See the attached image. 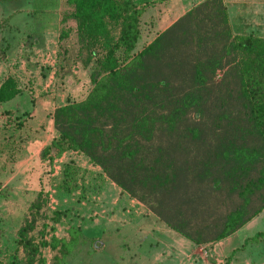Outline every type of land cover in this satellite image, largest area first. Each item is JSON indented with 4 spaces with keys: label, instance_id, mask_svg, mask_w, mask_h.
<instances>
[{
    "label": "trees",
    "instance_id": "16d2710c",
    "mask_svg": "<svg viewBox=\"0 0 264 264\" xmlns=\"http://www.w3.org/2000/svg\"><path fill=\"white\" fill-rule=\"evenodd\" d=\"M65 4L72 9L62 20L75 22V56L87 72L88 88L81 99H66L53 109L54 137L40 149L39 161L49 166L62 153H79L99 168L98 177L194 246L222 240L259 214L264 41L251 35L234 39L222 1L204 0L133 53L148 4ZM216 70L222 71L218 82ZM75 85L80 93L82 82ZM22 96L12 77L0 83V104L10 106ZM4 114L16 129L30 116L22 111L18 117L15 109ZM73 171L70 162L64 164L58 194H70ZM45 204L40 189L15 232L14 264H44L43 247L51 251L48 264H63L69 254L79 230L71 228L67 239L44 241L45 225L36 226ZM250 241L264 242V231Z\"/></svg>",
    "mask_w": 264,
    "mask_h": 264
},
{
    "label": "rangeland",
    "instance_id": "374dc122",
    "mask_svg": "<svg viewBox=\"0 0 264 264\" xmlns=\"http://www.w3.org/2000/svg\"><path fill=\"white\" fill-rule=\"evenodd\" d=\"M21 1L13 0L9 3L12 4L9 8L19 6ZM21 4L25 5L23 2ZM249 6L250 13L245 18L244 26L242 22L239 26L232 27L230 35L234 39L251 35L255 39L264 41V6H256V3ZM68 8L71 11L72 8L70 6ZM155 19L159 20L147 14L139 18V35L133 53L141 50L171 21L169 19L154 26ZM78 47L75 32L65 35L60 44L56 70L61 67L58 72H68L72 75V70L75 69L77 73L72 75L74 77L72 79L76 78L77 81L82 82L81 92H72L69 97H62L64 102L66 99H81L88 88L87 72L81 71L78 58L75 56ZM260 48L264 55V43ZM64 53H67L70 64H65V61L61 59ZM4 55L0 44V83L4 80H1L3 73L9 72L6 64L2 63ZM262 61L260 71L264 74V57ZM16 74L18 75L13 70L8 77L14 79L18 88L22 83L15 78ZM221 76L222 71L216 70L213 81L218 82ZM38 87L40 86L36 85V88ZM18 90L20 91L19 88ZM20 101L22 103L19 105ZM20 101L16 99L10 106L5 103L0 104V264H14L19 257L18 254L14 255V235L28 205L40 189L46 194V204L41 209V219L37 222L36 228L39 229L42 223L45 225L43 240L49 242L51 237L67 239L71 228L79 230L69 254L63 258V264H264V244L255 246L251 243L254 241H250L256 232L264 231V208L224 239L203 244L205 245L203 248H196L169 230L142 205L138 207L140 209L138 218L132 216L130 218L120 213H115L111 217L106 216L107 209L103 207L105 201L100 204L102 207L100 206L98 210L96 202L106 186L104 182L100 185L102 176L98 177L100 173L96 172L94 166L79 153L65 152L62 161L58 162L54 159L49 166L38 159L35 179L28 182V187L23 186L21 177L7 182L6 173L18 160L22 158L24 160V151L29 153V157L34 153L36 148L33 147L34 142L31 140L33 135L38 132L41 139L47 136L46 128L50 126L44 119L39 130H34L30 123L32 117L36 116L34 109L36 106L50 109L52 105L49 101L54 103L57 100L46 98L42 92L37 98L28 94L23 95ZM7 109H15L18 117L21 116L22 111L28 112L30 116L24 119L22 129L15 128L12 118L6 119L4 111ZM37 116L41 115L37 114ZM67 162H70L74 169L73 181L69 185L70 194L63 196L61 193L58 194L57 188L62 180L63 166ZM31 173L30 171L26 174ZM27 179L30 181L31 178ZM55 217L58 218L56 222L53 221ZM243 238H246L244 245L241 242ZM226 242L235 247L229 255L225 253ZM245 245L247 247L252 245V249L242 251ZM40 255L44 264H48L51 257L49 247L41 248ZM186 255L190 258L188 259Z\"/></svg>",
    "mask_w": 264,
    "mask_h": 264
},
{
    "label": "crops",
    "instance_id": "0c3cea01",
    "mask_svg": "<svg viewBox=\"0 0 264 264\" xmlns=\"http://www.w3.org/2000/svg\"><path fill=\"white\" fill-rule=\"evenodd\" d=\"M12 1L13 0H0V44L2 47H6L5 57L2 63L6 64V67H8V74H12L13 70L18 73V75H15V78L22 83L18 88L23 95L28 94L37 98L39 94L43 92L46 98H54L58 101L54 103L49 101L52 105L50 109L48 107H45V109L41 106H36L34 109V114L36 113V116L32 117L30 123L33 125L34 130H39L44 119L50 126L46 128L47 136L41 139V135L39 136L38 132L35 133L31 139L34 142L33 147L36 148L34 153L29 157V153L24 151V160L23 158L18 160V162L6 173V176H8L7 182L16 177H21L23 179V186L27 185L28 187V182L30 183L32 179H35L34 175L35 171H37L35 168H38L37 162L40 149L47 145L54 137L51 122V113L53 109L65 103L62 97H69L72 92L77 93L79 91V85H75L76 78L74 80L72 79V75L77 73L75 69L72 70V75L68 73L67 76L62 77L61 75L63 73L58 72L60 70H56L57 59L60 56L58 55L59 48L63 39L60 38L59 35L60 33L69 35V33L75 32V22L72 19L62 20L64 16L70 12L68 6L65 4V0H22L21 2L25 5L19 2V6H15L11 9L9 6L12 4L10 5L9 3H12ZM132 1L138 6L148 4V6L144 8L141 16L147 14V16L153 15L154 18H158L159 20L155 19L154 26L160 25L163 21L171 19L168 25L163 29L165 30L178 18L204 0ZM221 1L224 5L228 26L231 31L232 27H237L242 22H244L242 25L244 26L245 18L247 14L250 13L249 5L253 6V4L256 3V6H264V0ZM66 58L67 53H64L61 59ZM74 68L77 70V67L74 66ZM8 74L3 73L1 80L8 77ZM36 85L40 87L36 88ZM37 114L41 115L43 118H40L41 116H37ZM2 138L4 142V137ZM63 157L64 153H62L57 160L62 161ZM29 169L32 172L30 175L26 174L30 172ZM94 170L99 172V168L95 166ZM27 178H31L30 181ZM101 178L100 185H103L104 182L106 189L102 190L100 193L101 196L98 199L100 202H96V206H98L97 209L99 210L100 204L105 201L103 207L107 209L106 216L108 215V217H111L115 213H120L130 218L131 216L138 218L140 214V209L138 207L141 204L121 194L120 190L106 178ZM29 185L31 186V184ZM155 220L157 219L155 218ZM245 239L246 238L242 239V244ZM251 243L255 246L264 244V242L261 241H254ZM231 245H228L227 242L225 243V253L228 255L231 254L235 248ZM252 245L251 247L245 245L242 251H250ZM204 246L205 245H199L195 247L203 248ZM259 254L261 255V253ZM186 257H188V255H186ZM189 258L190 257H188V259Z\"/></svg>",
    "mask_w": 264,
    "mask_h": 264
},
{
    "label": "built area",
    "instance_id": "2783aa9c",
    "mask_svg": "<svg viewBox=\"0 0 264 264\" xmlns=\"http://www.w3.org/2000/svg\"><path fill=\"white\" fill-rule=\"evenodd\" d=\"M56 161H58V160H56ZM59 162V161H58Z\"/></svg>",
    "mask_w": 264,
    "mask_h": 264
}]
</instances>
